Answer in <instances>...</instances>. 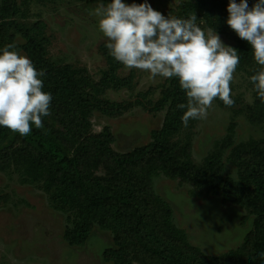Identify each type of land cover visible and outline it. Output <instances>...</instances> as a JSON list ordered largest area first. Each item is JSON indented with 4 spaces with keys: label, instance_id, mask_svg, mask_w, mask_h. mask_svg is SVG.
Returning <instances> with one entry per match:
<instances>
[{
    "label": "trees",
    "instance_id": "trees-1",
    "mask_svg": "<svg viewBox=\"0 0 264 264\" xmlns=\"http://www.w3.org/2000/svg\"><path fill=\"white\" fill-rule=\"evenodd\" d=\"M32 2L23 0L26 11ZM254 2L248 0L249 7ZM227 3L192 0L174 17L195 15L201 29L219 32L234 42L239 56L236 70L249 79L261 67L252 58L251 46L225 23ZM37 27L39 33H25L23 52L38 71L44 72L40 77L42 90L52 94L50 115L42 118V128L33 126L26 136L0 127V173H14L22 186H36L46 195L50 207L66 216L65 241L71 247H83L98 227L113 235L116 248L104 252L107 263L264 264V142L250 140L236 145V124L232 122L220 150H232L231 157L239 166L238 179L226 175L220 153L210 155L203 166L196 164L192 153L198 119H190L187 127L182 124L186 108L178 105H186L187 98L178 80L170 78L154 107L166 112L162 128L152 131L147 145L126 153L114 151L113 134L104 129L95 135L91 119L96 113L111 119L127 114L137 102H112L106 94L110 90L132 91V78L119 77L113 60L99 81L87 68L51 61L46 25L40 21ZM6 45L14 46V39L0 44V48ZM10 51H15V46ZM230 97L234 101L231 106L219 98L213 100L222 108H235L240 100ZM247 111L253 125H264L261 105ZM240 113L242 110H234V114ZM160 176L189 183L254 216L253 229L243 244L220 257L190 244L185 230L174 221L172 207L155 191L154 179ZM3 200L11 204L12 197L5 195ZM248 216L243 217L242 224Z\"/></svg>",
    "mask_w": 264,
    "mask_h": 264
},
{
    "label": "rangeland",
    "instance_id": "rangeland-1",
    "mask_svg": "<svg viewBox=\"0 0 264 264\" xmlns=\"http://www.w3.org/2000/svg\"><path fill=\"white\" fill-rule=\"evenodd\" d=\"M42 1L33 0L26 11L23 0H0V44L14 39L15 52L27 57L23 52L25 33H39L37 24L41 21L46 25V47L51 61L87 68L92 78L99 81L113 60L118 66L117 75L132 78L134 88L110 90L106 98L118 103H137L116 119L96 113L91 119L92 131L99 135L108 129L115 137L113 149L118 153L147 145L152 131L162 128L166 112H158L154 107L170 79L153 78L146 71L128 69L108 54L107 38L98 28L100 17L96 15V9L106 7L108 0ZM190 1L148 0V3L165 17H174ZM124 2L139 4L143 0ZM202 30L206 34L216 32ZM216 33L226 46L234 48V42ZM230 89V94L239 98V105L222 108L214 100L211 102L206 117L198 119L196 124L192 158L203 166L210 155L220 153L226 175L237 180L239 166L231 157L232 150L223 152L220 147L232 122L236 124V145L250 140L264 142V125H253L247 111L258 104L264 108V102L259 100L243 72L233 73ZM235 109L243 113L234 114ZM157 188L174 206L176 225L185 230L190 244L210 256L234 252L253 229L254 216L189 183L160 180ZM5 195H11V204L4 203ZM245 216L248 220L242 224ZM66 227V216L54 211L36 186H22L18 175L0 173V264H113L104 261V252L116 248L110 232L96 227L85 246L71 247L64 239Z\"/></svg>",
    "mask_w": 264,
    "mask_h": 264
},
{
    "label": "clouds",
    "instance_id": "clouds-1",
    "mask_svg": "<svg viewBox=\"0 0 264 264\" xmlns=\"http://www.w3.org/2000/svg\"><path fill=\"white\" fill-rule=\"evenodd\" d=\"M225 23L252 50L261 70L249 77L257 97L264 102V0H228ZM98 28L107 38L108 54L128 69L146 71L151 77L176 78L187 104L181 116L203 119L214 98L231 106L230 82L239 63L237 50L226 46L215 32L207 33L196 23L197 17H165L143 0L125 3L108 0L96 9ZM11 45L0 48V127L26 136L34 126L43 127L50 115L52 94L43 91L44 72Z\"/></svg>",
    "mask_w": 264,
    "mask_h": 264
},
{
    "label": "crops",
    "instance_id": "crops-1",
    "mask_svg": "<svg viewBox=\"0 0 264 264\" xmlns=\"http://www.w3.org/2000/svg\"><path fill=\"white\" fill-rule=\"evenodd\" d=\"M160 180H166V181H169V182H173L172 180H170V179H168V178H166V177H164V176H160V177H156L155 179H154V188H155V191H156V193L164 200V201H166V202H168L169 204H170V206L172 207V209H173V213H174V221L176 220V214H175V212H174V206L172 205V203L170 202V201H168V199H166L165 197V195L162 193V192H160V190L157 188V182L158 181H160ZM158 192H160V193H158ZM176 223V222H175ZM177 224V223H176Z\"/></svg>",
    "mask_w": 264,
    "mask_h": 264
}]
</instances>
